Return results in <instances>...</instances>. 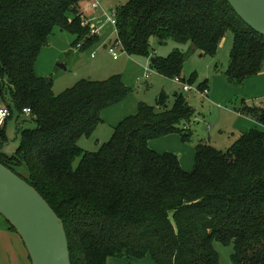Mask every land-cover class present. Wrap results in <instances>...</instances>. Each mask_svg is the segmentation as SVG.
Instances as JSON below:
<instances>
[{
	"label": "trees",
	"instance_id": "trees-1",
	"mask_svg": "<svg viewBox=\"0 0 264 264\" xmlns=\"http://www.w3.org/2000/svg\"><path fill=\"white\" fill-rule=\"evenodd\" d=\"M81 1L0 0V104L10 110L0 130V162L62 219L71 264H108L109 257L219 264L214 241L232 244L233 264H264L263 131L249 128L226 150L197 142L192 169L185 170L177 154L149 146L171 133L191 137L180 124L194 108L182 93L170 104L161 91L155 105L140 101L97 150L77 144L101 122L103 110L132 93L120 74L82 78L57 94L51 76L36 75L34 63L56 27L74 36L71 47L81 42L79 51L100 41L83 23ZM115 12L116 38L128 55H148L155 37L190 43L211 56L227 30L232 44L225 81L242 86L264 69V36L226 0H126ZM183 63L179 49L151 58L167 77H179ZM182 80L207 88V79L197 82L195 74ZM24 108L30 113L23 120L33 125L19 128L18 145L7 154V120ZM237 110L264 125V104Z\"/></svg>",
	"mask_w": 264,
	"mask_h": 264
},
{
	"label": "rangeland",
	"instance_id": "rangeland-1",
	"mask_svg": "<svg viewBox=\"0 0 264 264\" xmlns=\"http://www.w3.org/2000/svg\"><path fill=\"white\" fill-rule=\"evenodd\" d=\"M91 0H82L79 5V9L83 17L86 19H92L97 17L98 14H87L88 11H96L88 7V3ZM99 2L103 10L111 12V10H117V8L123 5L126 0H96ZM87 4V5H86ZM87 7V10L85 9ZM85 7V8H84ZM101 13L100 11H96ZM102 23L101 35L107 31L108 23L100 20ZM110 30V29H109ZM113 30V28H112ZM104 39H101L97 44L92 45L89 49L95 50V56L91 57L89 49L85 51H79L78 48L71 47L73 42V35L71 36L68 32H62L59 28H55L52 34L48 38L47 47L62 48L66 46V50L69 49L65 54L63 51L62 59L57 60L53 63L51 77L53 79L52 89L55 94L63 91L65 88L72 86L75 82L82 78L91 79H104L113 74H124V79L131 86L132 93L138 100H141L147 104L155 105L156 97L164 90L168 95V103H172L174 93H182L186 98L187 102L194 108V115L190 120L180 124L181 131L191 133L189 140H184L186 145L193 147L197 142H206L214 147L226 150L230 146L228 141L234 140L236 127L232 126V123L240 120L239 115L235 112L242 104L263 106L264 96L256 97L251 96L256 91L246 90L237 93L231 100L226 101L222 107H218L216 102L210 103L205 97L200 95L197 90V83L192 84V88L189 90H183L182 85L174 82V77H167L157 73L155 68L151 65V58L166 57L175 49H179L184 55V63L182 67L181 76L188 78L191 74L196 75V81L209 77V75L216 74L223 77V70L225 69L228 58L229 50L232 44V35L230 31L225 30L223 37L220 41L219 47L214 55H201L190 43H179L172 39H168L163 43H159L155 37L151 39L150 50L148 55H128L124 52L120 46L115 48L118 53V59H113L111 54L108 52V47L112 45L116 34L112 31ZM71 48V50H70ZM75 51V52H73ZM63 62L67 69L63 70L59 68L56 63ZM131 68H130V64ZM149 69V76L147 78H140L137 82L134 76L138 73L139 76L143 68ZM57 72L60 74L56 75ZM47 77V76H46ZM180 78V76H179ZM133 80V82L131 81ZM182 80V79H181ZM225 80V79H224ZM132 84V85H131ZM244 86H237V88L243 89ZM220 103V102H219ZM233 110L235 112H233ZM25 113H13L7 120L6 131L7 133L16 130L24 126H32L33 122L23 120L26 119ZM245 116V115H244ZM253 119L250 116H247ZM23 120V121H22ZM234 133V134H233ZM18 134V133H16ZM233 134V135H232ZM15 135V134H14ZM77 144L84 150L95 151L99 146L94 143V139L97 137L95 134L92 136H82ZM238 138V137H237ZM17 138L13 141L16 143ZM106 140V139H104ZM102 142V141H101ZM7 152L11 153V149H7ZM78 162L76 159L73 163L75 166ZM214 248L219 256V264H233L230 258L232 252V244H223L219 241L213 242ZM150 259V258H149ZM108 264H150L152 262H145V260H135L129 258H116L109 257ZM151 261V259L149 260ZM153 264V263H152Z\"/></svg>",
	"mask_w": 264,
	"mask_h": 264
},
{
	"label": "crops",
	"instance_id": "crops-1",
	"mask_svg": "<svg viewBox=\"0 0 264 264\" xmlns=\"http://www.w3.org/2000/svg\"><path fill=\"white\" fill-rule=\"evenodd\" d=\"M87 5V4H86ZM85 5V7H86ZM88 3V7H89ZM84 7V8H85ZM90 8V7H89ZM87 10V7L85 8ZM97 13L96 11H88L87 14ZM109 29L100 37L101 39H104L106 37H109L108 35L112 32V27L108 24L107 25ZM65 32V31H62ZM115 34V33H114ZM72 36V35H71ZM49 38V37H48ZM74 38V37H73ZM48 41V39H47ZM79 49V48H78ZM66 46L62 48L57 47H43L38 57L34 63V71L37 76H43V77H49L51 76L53 63L57 60L62 59L64 54L69 50L66 51ZM71 50V48H70ZM63 51L64 54H63ZM92 48L89 49V54L91 56V53L94 52ZM75 52V51H73ZM63 54V56H62ZM203 55V54H201ZM95 56V52H94ZM91 56V57H94ZM118 59V58H117ZM116 59V60H117ZM130 64V63H129ZM131 68V64L129 65ZM67 69V67H66ZM146 67L143 68L141 75L137 73L134 76V79L136 82L143 78L145 73ZM60 74V72H57L56 75ZM159 74V73H158ZM121 75V74H120ZM161 75V74H160ZM122 80L125 84L130 86L126 80L124 79V74L121 75ZM109 77V76H108ZM183 76L180 75V79H182ZM146 78V77H144ZM185 79V77H183ZM105 79V78H104ZM207 79V96L206 98L212 102H216V105L218 107H222L228 100H231L233 96H236L239 90H242V92H245L248 90L256 91L251 96L256 97V95H259V97L264 96V69L257 75L252 76L244 81V84L242 86L243 89L237 88L235 86H232L228 84L223 77H220L216 74H210L209 77H204L203 79L199 80L200 82ZM101 80V79H96ZM133 80H131L133 82ZM174 80V79H173ZM183 81V80H182ZM175 83H178L174 80ZM184 82V81H183ZM180 84V83H178ZM132 85V84H131ZM193 86V85H192ZM131 87V86H130ZM184 90V89H183ZM164 91V90H162ZM186 91V90H185ZM141 100H138L135 98L133 93L129 94L124 98L121 102L112 105L101 113V122H99L95 128L93 129L92 133L89 136H92L95 134L97 136L94 139V143L97 145H101L102 143L109 140L111 137L114 127L118 125V123L126 116L133 114L137 110L138 103ZM220 102V103H219ZM213 104V103H212ZM247 105V104H246ZM233 112H235L233 110ZM237 115H239L240 120H237L232 123V126H235L236 131H239L237 134H235L234 140H231L229 145H231L239 135L248 130L249 128H257L264 132V125L256 122L254 119H250L247 116H244L240 114L238 111L235 112ZM7 129V127H6ZM18 133L16 130L13 132H9L7 134L8 141L4 145V150L11 149L13 151L16 146L17 142L15 143L13 141L14 138L18 139ZM15 134V135H14ZM234 134V133H233ZM232 134V135H233ZM83 138L82 136L78 138V140ZM89 138V137H86ZM106 139V140H104ZM77 140V142H78ZM102 141V142H101ZM80 145V144H79ZM81 146V145H80ZM99 146L96 148V150L99 148ZM149 146L156 152L162 153L165 151L173 152L177 154L179 158L180 165L183 169L190 171L193 166V160H194V146L191 147L189 145H186L184 141L181 139L180 135L178 133H171L168 135L160 136L157 138H154L149 141ZM229 147V146H228ZM217 148V147H216ZM220 149V148H218ZM7 152V151H6ZM9 153V152H7ZM142 260H145V262H152L155 264L152 260L149 261V258H144ZM150 263V264H152ZM0 264H31L27 250L25 249L22 240L18 236V234L10 228L9 223L0 215Z\"/></svg>",
	"mask_w": 264,
	"mask_h": 264
},
{
	"label": "water",
	"instance_id": "water-1",
	"mask_svg": "<svg viewBox=\"0 0 264 264\" xmlns=\"http://www.w3.org/2000/svg\"><path fill=\"white\" fill-rule=\"evenodd\" d=\"M226 1L246 25L264 36V0ZM56 65L66 70L63 62ZM0 215L22 240L31 264H71L62 219L33 186L1 162Z\"/></svg>",
	"mask_w": 264,
	"mask_h": 264
},
{
	"label": "built area",
	"instance_id": "built-area-1",
	"mask_svg": "<svg viewBox=\"0 0 264 264\" xmlns=\"http://www.w3.org/2000/svg\"><path fill=\"white\" fill-rule=\"evenodd\" d=\"M90 8L96 11H100L101 13L98 14V18H92L90 19H86L84 18L83 23L84 24H88L90 27V34H97V35H101V29H102V23L100 22V20H103L105 22H107L112 28H113V32L116 34V20H115V10H111V12H107L105 10L102 9V7L100 6L99 2L96 0H91L90 3ZM81 42L76 44V48L80 47ZM117 46H120L119 41L117 40V38L115 37L114 42L112 43V45H110L108 47V52L111 54L113 59H117L119 57L118 53L115 51V48ZM121 47V46H120ZM121 49L123 50V48L121 47ZM91 56H94V52L91 53ZM144 77H148L149 76V69L146 68L145 73L143 75ZM174 80L178 83H180L182 85V88L184 90H189L190 88H192V85L187 84L185 82H183L179 77H174ZM200 93V95L202 96H207V89L204 88L202 90H200L199 88L197 89ZM23 113L29 115L30 113V109L29 108H24L23 109ZM10 116V110L0 104V130L2 129V127L4 126L6 119Z\"/></svg>",
	"mask_w": 264,
	"mask_h": 264
}]
</instances>
